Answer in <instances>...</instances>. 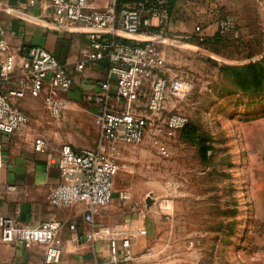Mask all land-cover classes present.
Masks as SVG:
<instances>
[{
	"label": "rangeland",
	"instance_id": "374dc122",
	"mask_svg": "<svg viewBox=\"0 0 264 264\" xmlns=\"http://www.w3.org/2000/svg\"><path fill=\"white\" fill-rule=\"evenodd\" d=\"M170 7L175 36L196 24L214 23L216 31L205 42L160 43L163 72L191 86L167 100L161 117L179 113L187 123L158 143L146 134L140 144L108 149L114 186L136 193L108 224L140 208L151 264H264V0H172ZM228 15L237 35L221 29ZM79 116L78 124L92 123L86 111ZM91 126L88 147L97 139Z\"/></svg>",
	"mask_w": 264,
	"mask_h": 264
},
{
	"label": "built area",
	"instance_id": "2783aa9c",
	"mask_svg": "<svg viewBox=\"0 0 264 264\" xmlns=\"http://www.w3.org/2000/svg\"><path fill=\"white\" fill-rule=\"evenodd\" d=\"M33 1L30 0V3ZM52 7V24L60 32L73 30L86 33L87 43L80 49L72 67L80 72L87 66L106 59L105 77L97 82L98 91L86 94L84 99L94 106L93 123L98 130L94 147L74 148L62 143L56 157L59 181L49 188L48 203L53 207L83 202V231L75 223L69 224L75 240L94 243L106 240L113 262L129 261L133 240L146 232L144 213L135 209L136 216L123 223L96 222L99 214L111 202L113 178L117 164L107 151L118 143L140 144L149 134L155 143L158 137L170 135L174 129L187 123L183 114L173 113L165 118L161 113L168 99L178 100L191 88L187 78L163 72L164 58L160 43L192 38L203 41L207 34L201 25L182 36L169 29V0H134L120 4V0H48ZM0 10L22 15L19 8L0 2ZM222 30L237 35L236 22L226 16ZM176 37V38H174ZM179 42V41H178ZM0 132L10 134L28 122V115L11 98L26 95L41 96L54 120L73 104L69 92L73 74L46 48L33 45L14 53L0 29ZM36 151L45 152L47 141L43 136L34 139ZM165 152L163 146H160ZM0 144V168L3 166ZM57 220H42L23 225L14 218L0 215V239L18 241L28 247L38 243L44 246L43 264H58L61 257L60 229Z\"/></svg>",
	"mask_w": 264,
	"mask_h": 264
},
{
	"label": "crops",
	"instance_id": "0c3cea01",
	"mask_svg": "<svg viewBox=\"0 0 264 264\" xmlns=\"http://www.w3.org/2000/svg\"><path fill=\"white\" fill-rule=\"evenodd\" d=\"M32 1L0 0L22 12V15H16L0 10V29L4 30L12 52L18 53L22 48L39 45L69 67L73 74V85L69 92L73 104L57 121L52 118L41 96L11 98L28 115L29 120L10 134L0 132L4 162L0 168V215L10 216L18 223L28 226L49 219L61 222L62 251L58 264H151V250L146 253L142 251L148 243L149 231L146 236L145 232L133 240L129 248V261L113 262L106 240L90 243L73 238V230L69 224L75 223L80 232L85 229L82 223L85 203L75 202L59 207L48 203L47 194L49 188L59 181V169L56 162L48 161L47 155L56 157L62 143H69L74 148L90 145L91 141L87 138L91 133L89 130L93 123L94 106L85 101L84 97L98 91L97 82L105 77L108 62L102 59L80 72L74 71L72 65L80 49L88 41L86 33L56 30L52 24V7L48 0ZM203 29L207 35H211L216 31V25L207 23ZM3 58L4 53L0 51V63ZM85 111L92 118V123L78 124L79 113ZM38 136H43L47 141L45 152L36 151L33 147L34 139ZM135 194L134 188H118L113 184L112 200L104 210L95 215L96 222L113 223L109 219L118 218L117 214L122 213L123 207L128 204L125 199L129 196L133 198ZM130 216V211L125 212L123 219L131 220ZM158 233L153 232L152 235ZM171 234V231L166 233L168 238ZM43 253L42 244L34 243L26 247L18 241L3 242L0 239V264H43ZM173 261L170 260L171 263Z\"/></svg>",
	"mask_w": 264,
	"mask_h": 264
},
{
	"label": "trees",
	"instance_id": "16d2710c",
	"mask_svg": "<svg viewBox=\"0 0 264 264\" xmlns=\"http://www.w3.org/2000/svg\"><path fill=\"white\" fill-rule=\"evenodd\" d=\"M131 1H134V0H120V4L122 3H125V2H131ZM170 1V6H171V2L172 0H169ZM170 10H171V7H169ZM208 39V37L206 36L205 39L203 40L204 42ZM204 154L206 153V147H204V150H203Z\"/></svg>",
	"mask_w": 264,
	"mask_h": 264
},
{
	"label": "water",
	"instance_id": "95a60500",
	"mask_svg": "<svg viewBox=\"0 0 264 264\" xmlns=\"http://www.w3.org/2000/svg\"><path fill=\"white\" fill-rule=\"evenodd\" d=\"M146 202L149 203V199Z\"/></svg>",
	"mask_w": 264,
	"mask_h": 264
}]
</instances>
